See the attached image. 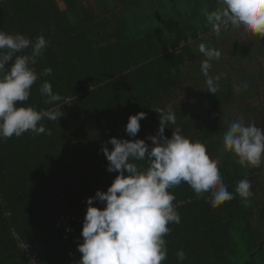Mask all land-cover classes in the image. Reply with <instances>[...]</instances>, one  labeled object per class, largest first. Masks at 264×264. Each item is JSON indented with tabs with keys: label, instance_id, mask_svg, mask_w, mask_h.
Returning <instances> with one entry per match:
<instances>
[{
	"label": "trees",
	"instance_id": "1",
	"mask_svg": "<svg viewBox=\"0 0 264 264\" xmlns=\"http://www.w3.org/2000/svg\"><path fill=\"white\" fill-rule=\"evenodd\" d=\"M219 7L218 0H0V30L49 41L35 67L52 73L34 83L25 103L56 107L40 93L49 81L64 113L58 121H42L51 135L0 139V264H32L33 255L42 264H78L87 199L107 191L119 174L107 170L102 147H113L111 137L151 144L147 138L160 125L154 108L169 105L177 124L165 135L178 128L202 141L219 160L228 190L235 194L247 178L254 195L245 203L235 194L213 208L210 194L198 197L187 183L171 189L181 222L169 225L162 264H180V249L183 264H264V165L241 166L222 142L260 89L255 60L263 52L254 46L261 48L264 37L245 32L248 40L240 45L229 35L236 31L230 25L217 35L204 10ZM205 37L222 52L210 69L212 76L221 72L216 94L204 90L200 71L205 57L197 45ZM140 111L147 116L130 137L129 117ZM138 163L147 167V161Z\"/></svg>",
	"mask_w": 264,
	"mask_h": 264
},
{
	"label": "clouds",
	"instance_id": "2",
	"mask_svg": "<svg viewBox=\"0 0 264 264\" xmlns=\"http://www.w3.org/2000/svg\"><path fill=\"white\" fill-rule=\"evenodd\" d=\"M222 7L209 12L204 10L206 22L219 35L225 26L233 30L264 37V0H218ZM49 41L40 35L35 41L22 33L0 30V139L20 137L26 132L51 135V129L42 123L45 119L58 121L64 115L62 97L53 91L52 84L44 81L40 93L45 103L56 105L37 109L27 104L32 86L41 76H49L52 68L37 72L36 63ZM31 48V52H26ZM199 52L205 59L200 71L206 78V89L216 94L220 76L210 75L212 62L220 60V49L201 43ZM246 87V85H245ZM240 89L237 88L236 91ZM159 113L160 125L156 135L147 139L111 137L102 151L107 158L109 172H118L107 191L97 190L87 199L83 222V242L78 251L82 254L78 264H162L168 258L166 236L170 224H179L181 216L174 204L175 193L170 191L187 183L198 197L210 194L208 203L218 207L238 194L247 203L254 195L252 184L245 178L238 182L235 194L223 182L219 160L212 159L206 145L192 140L174 128L172 136L165 128L177 124L176 114L169 105L154 108ZM147 113L140 111L129 117L126 132L136 137L140 121ZM224 151L237 157L243 167L264 165V128L243 119L233 120L223 135ZM147 161V167L138 162ZM104 206L98 207L93 201ZM180 264L187 258L183 249L176 253Z\"/></svg>",
	"mask_w": 264,
	"mask_h": 264
},
{
	"label": "rangeland",
	"instance_id": "3",
	"mask_svg": "<svg viewBox=\"0 0 264 264\" xmlns=\"http://www.w3.org/2000/svg\"><path fill=\"white\" fill-rule=\"evenodd\" d=\"M229 35L238 37L236 39V42L240 45L245 43L243 41L248 40L246 33L242 28L236 30L235 32H229ZM214 42H215L214 40L212 39L208 40V37H205L200 39V43H198L197 47L199 48V45L201 43H205L208 46L214 47ZM220 42L223 43L224 40H220ZM259 44L261 48H258L257 44L254 46V48L256 51L261 50V52H263V55L259 59L255 60V64L259 68L257 73L259 80L257 81V83L258 85H260V89H258L259 91H257L256 94L251 95V97L248 99V102L243 104L242 106L243 114L240 115L242 116L246 124L255 123L257 127L264 128V89L263 86L261 85L262 83L264 84V40L260 39ZM246 46H248V44H246ZM254 58L256 57L254 56ZM217 75L220 76L221 72H217ZM261 174L264 175V170L261 171Z\"/></svg>",
	"mask_w": 264,
	"mask_h": 264
},
{
	"label": "built area",
	"instance_id": "4",
	"mask_svg": "<svg viewBox=\"0 0 264 264\" xmlns=\"http://www.w3.org/2000/svg\"><path fill=\"white\" fill-rule=\"evenodd\" d=\"M25 249L27 250V245H26ZM33 257H34V255L32 256V259H31V260H32V261H31L32 264H42V263H40L39 261L35 260Z\"/></svg>",
	"mask_w": 264,
	"mask_h": 264
}]
</instances>
